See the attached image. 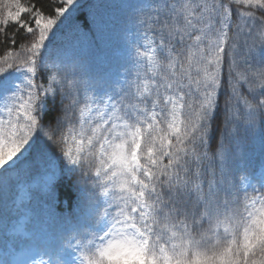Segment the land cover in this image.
Wrapping results in <instances>:
<instances>
[{
    "label": "snow or ice",
    "instance_id": "1",
    "mask_svg": "<svg viewBox=\"0 0 264 264\" xmlns=\"http://www.w3.org/2000/svg\"><path fill=\"white\" fill-rule=\"evenodd\" d=\"M0 49V264H264V0H0Z\"/></svg>",
    "mask_w": 264,
    "mask_h": 264
},
{
    "label": "trees",
    "instance_id": "2",
    "mask_svg": "<svg viewBox=\"0 0 264 264\" xmlns=\"http://www.w3.org/2000/svg\"><path fill=\"white\" fill-rule=\"evenodd\" d=\"M107 2L116 4V3H120L121 0H107ZM0 54H2V49H0ZM62 191H68V189L66 187H64V188H62Z\"/></svg>",
    "mask_w": 264,
    "mask_h": 264
}]
</instances>
